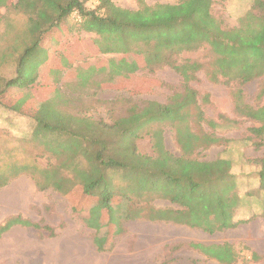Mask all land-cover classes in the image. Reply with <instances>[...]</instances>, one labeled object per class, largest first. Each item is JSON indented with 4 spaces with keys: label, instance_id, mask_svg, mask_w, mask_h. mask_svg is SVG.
Wrapping results in <instances>:
<instances>
[{
    "label": "rangeland",
    "instance_id": "obj_1",
    "mask_svg": "<svg viewBox=\"0 0 264 264\" xmlns=\"http://www.w3.org/2000/svg\"><path fill=\"white\" fill-rule=\"evenodd\" d=\"M7 1L8 5L17 0ZM112 1L132 9L139 5L137 0ZM146 1L149 4L174 2ZM252 2L214 0L213 13L223 20L224 26H238ZM97 4V0L85 2L88 9H94ZM7 5L0 7V88L8 77L16 75L18 57L32 39L27 31V15ZM63 24L44 41L50 46L52 59L48 56L40 70L33 69L34 74L38 72V78L27 88V95H15L18 101L22 98L47 101L39 111L42 125L39 132L35 118L9 117L0 107V184H4L0 187V208L6 198L13 206L6 217L0 215V225L10 217H21L41 226L18 224L1 236L0 264H160L163 261L220 264L190 247L192 242H229L240 256L236 264H264V188L260 185L264 143L260 149L254 147V138L248 128L259 124L235 113L237 84H226L221 76L219 81L212 79L215 57L208 47L183 52L179 60H197L202 64L192 85L199 92L205 117L220 126L212 130L206 123L199 124L192 119L191 129L197 134L214 131L222 139L200 148L195 157L214 160L224 156L232 161L241 200L235 214L240 223L235 228L207 232L144 216L127 218L117 207L111 219V212L98 204L95 209L100 208L101 214L110 219V226L108 230L107 226L97 228L89 223L94 203L86 198L88 196L82 192L65 196L51 186L48 189L38 187L51 185L57 179V175L49 178L48 172L54 168L64 172L65 168V158L57 151L62 139L55 138L64 132L50 129L46 118L71 119L75 125L83 123L91 128L93 119L113 123L134 111H141L150 102L169 103L175 94L183 92L181 76L171 67L150 71L144 67L146 60L140 54H130L133 56L130 59L124 53L100 51L95 42L98 36L83 30L73 14ZM42 58L41 54L34 58L30 68ZM48 68L50 75L46 77ZM84 79L90 81L82 84ZM262 85L264 77L246 84L243 99L252 106H264V95L258 96ZM33 86L36 89L32 90ZM16 89L12 87L11 91L17 92ZM157 128L164 132L167 149L181 155L174 128L169 123L146 125L136 141L138 151L155 154L151 132ZM49 133L47 138L43 136ZM117 182L121 183L119 177ZM133 200L136 206H147L144 197L133 196ZM152 205L156 208L172 206L168 200L158 197L153 198ZM50 228L55 235H50ZM254 253L261 256L259 261L252 259Z\"/></svg>",
    "mask_w": 264,
    "mask_h": 264
},
{
    "label": "trees",
    "instance_id": "obj_2",
    "mask_svg": "<svg viewBox=\"0 0 264 264\" xmlns=\"http://www.w3.org/2000/svg\"><path fill=\"white\" fill-rule=\"evenodd\" d=\"M137 1L136 9L119 6L112 0H98L94 9H88L86 0H17L8 5L7 0H0V7L7 5V8L27 15V31L32 38L18 57L16 75L8 77L0 88V107L26 118H35L36 130H39L42 126L39 111L47 101L43 98L18 101L15 95L28 93L27 88L38 78V72L34 74L33 69L40 70L48 56L52 59L50 46L44 41L77 11L82 18L80 27L98 36L95 42L100 51L124 53L130 59L133 57L130 54H140L146 60L144 67L150 71L171 67L181 76L183 92L175 94L169 103L150 102L141 111H134L113 123L93 119L91 128L83 123L75 125L71 119L60 121L44 117L50 129L64 132L51 138L62 139L61 144H57V151L65 158V168L64 172L54 168L47 173L49 178L57 175L53 184L37 186L40 189L51 186L65 196L77 192L88 196L86 198L94 203L89 223L97 228L107 226L108 230L110 226V219L100 212L101 207L111 212V219L117 207L127 218L144 216L207 232L235 228L240 223L235 214L241 200L232 161L224 156L214 160L195 157L200 148L222 139L214 131L197 134L191 129L192 119L199 124L206 123L212 130L220 126L205 117L199 92L192 85L202 64L190 59L180 61L179 56L186 51L210 49L215 57L212 79L219 81L221 76L224 83L237 84L235 113L259 124L248 130L254 138V147L260 149L264 143V106L247 103L243 99V87L264 77V0H253L239 25L234 27L224 26L223 20L213 13L214 0H173V3L153 4ZM1 20L2 16L0 23ZM40 54L43 58L30 68L32 60ZM44 75H50V68ZM12 87L18 88L17 92L11 91ZM263 95L264 85L258 93L259 97ZM165 123L174 128L182 154L176 155L167 149L161 128L151 132L155 154L140 153L136 141L141 130L146 125ZM53 149L56 151V146ZM118 177L121 183L117 182ZM78 179V183H74ZM260 185L264 188V159ZM133 196L146 198L147 206L134 205ZM154 197L166 199L172 206L156 208L152 205ZM97 204L100 208L95 209ZM18 224L41 227L21 217H10L0 225V237ZM50 235L55 234L52 231ZM189 246L220 264H236L240 259L229 242H192ZM252 259L259 261L261 256L254 253ZM160 264L169 263L163 261Z\"/></svg>",
    "mask_w": 264,
    "mask_h": 264
},
{
    "label": "crops",
    "instance_id": "obj_3",
    "mask_svg": "<svg viewBox=\"0 0 264 264\" xmlns=\"http://www.w3.org/2000/svg\"><path fill=\"white\" fill-rule=\"evenodd\" d=\"M27 92H28V90H27ZM25 94H27V93H25ZM3 111H5L4 113L6 114V115H8L9 117H13V118H15L16 116L18 117V116H20V115H17L16 113L15 114H13L14 112H12V111H7V110H4L3 109ZM14 115H16V116H14ZM21 117H23V116H21ZM24 119H26V117H23ZM10 199L9 198H6V199H4V205L3 206H1V208H0V215H3L4 217H6L8 214H10L9 213V210H11V208L13 207L12 206V204L10 203ZM4 212H6V213H4ZM8 212V213H7ZM2 213V214H1ZM3 217V218H4ZM13 227H11L8 231H10L11 229H12ZM7 231V232H8ZM5 234V233H4ZM3 234V235H4ZM2 235V236H3Z\"/></svg>",
    "mask_w": 264,
    "mask_h": 264
},
{
    "label": "built area",
    "instance_id": "obj_4",
    "mask_svg": "<svg viewBox=\"0 0 264 264\" xmlns=\"http://www.w3.org/2000/svg\"><path fill=\"white\" fill-rule=\"evenodd\" d=\"M98 1V0H97ZM74 17H76L77 21L78 22H81L82 18H81V15L80 13H78L77 11L73 13Z\"/></svg>",
    "mask_w": 264,
    "mask_h": 264
}]
</instances>
